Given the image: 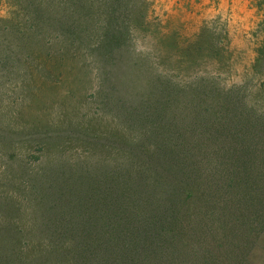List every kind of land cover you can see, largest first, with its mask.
<instances>
[{
    "label": "rangeland",
    "instance_id": "1",
    "mask_svg": "<svg viewBox=\"0 0 264 264\" xmlns=\"http://www.w3.org/2000/svg\"><path fill=\"white\" fill-rule=\"evenodd\" d=\"M134 3L0 0V264H264V3Z\"/></svg>",
    "mask_w": 264,
    "mask_h": 264
},
{
    "label": "trees",
    "instance_id": "2",
    "mask_svg": "<svg viewBox=\"0 0 264 264\" xmlns=\"http://www.w3.org/2000/svg\"><path fill=\"white\" fill-rule=\"evenodd\" d=\"M62 1H63V6L67 7L69 9V11H71L72 13H75L74 15L78 14L80 12V10L86 9L87 6L90 9H93V8L94 9L95 8L106 9V10L113 11V12L117 11L118 9H121V7H123V6H127L128 4L131 6H134L135 8H136V6H138V5H135L134 0H62ZM125 1H126V3H125ZM150 1L151 0H146L147 3H149ZM261 2L264 3V0H261ZM111 21L108 22L109 25L111 24ZM223 114L224 115L221 118L217 119L219 121L217 123V126H215V127H217V129L220 126H222L218 129L219 131L222 132V134L225 131H228L227 127L230 126L227 124L225 125V123L230 122V124H231L232 121H235V118H236L235 114L233 117H231V116L229 117L225 111L223 112ZM226 117H228V118H226ZM238 133H239V131H236L235 135L236 134L238 135ZM246 136L247 135L244 132L242 135L235 137L231 141H230V139H231L230 138L228 141L227 136L225 135L222 143L220 142L221 143V149L223 152H225V149H227L229 151L235 150L234 151L235 159L231 163L229 161L230 159H228V161L226 160L227 162H229L228 163L229 166L232 165V166H234L235 169L240 168L242 166V164L245 162L247 151H249L251 149L254 150L255 148H257L255 144L250 145V143L243 142L245 140ZM199 137H201V136H199ZM209 138H210V135H208L207 139H209ZM212 140L213 139H212V135H211L210 141H212ZM216 141H218V140H215V142ZM187 155H188V157L186 156L187 158L181 157V156L179 158H177V163L180 165L179 166L180 169L181 170L184 169L182 171H178L177 173H186L189 171L190 166L186 164L185 159H193L195 152L194 153H188ZM223 157H224V155H223ZM222 159L223 158H221V160H220V166L221 167H223L225 165V160L223 161ZM185 183L186 182H184L178 186L180 192L178 191L177 194H178V197L180 196V198L178 199V207H177L176 213L174 215V226L175 227L178 226V228H175V229L181 230L183 235L182 236L181 235L174 236V233L172 234V231H170L171 238L173 240L176 239V241H178V244L180 243L179 245H180V249H181L182 253L178 254L179 252L177 253L176 250H172V251L169 250V252L166 253V257H169L178 263H182V262L187 263L186 255L187 254L190 255L189 252L187 251V247H188V245H190L189 236H190V234L195 233V231L197 230L194 228L192 223L189 224L191 228L187 227V226L179 228V226L182 223H184V219L181 220V218H182L181 213L184 212L183 207L188 208L185 205H187V202L189 200L193 199V196L195 195V190H196V187L193 183L191 186L190 185H184ZM192 219H194V217H192ZM155 226H158V225H155ZM156 229H159V227H156ZM188 250H190V249H188ZM206 251H204V253H203V264H219L220 263V262H217L218 259L216 256L210 255V254L207 255ZM169 253H170V255H169ZM180 257H182V258L180 259ZM188 258H190V257H188ZM232 258L234 259V262H236L237 264H240L241 258L238 255L237 256H228V262H233Z\"/></svg>",
    "mask_w": 264,
    "mask_h": 264
}]
</instances>
